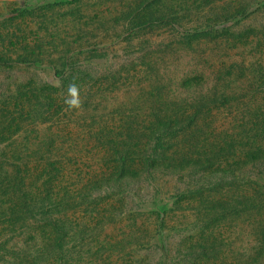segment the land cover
<instances>
[{"label": "trees", "instance_id": "obj_1", "mask_svg": "<svg viewBox=\"0 0 264 264\" xmlns=\"http://www.w3.org/2000/svg\"><path fill=\"white\" fill-rule=\"evenodd\" d=\"M166 1L122 0L114 22L122 24L131 36L163 27L172 30L179 45L192 47L205 41L233 49L258 43V54L264 51V28L234 31L260 11H249L252 4L245 0L240 6L235 0L223 4V0H173L172 6ZM258 3L264 9V2ZM53 6L36 9L44 12ZM36 9L28 6L15 13L32 16ZM48 38H19L0 30V69L32 70L46 64L54 78L52 82L18 83L0 95V264H88L81 255L85 246L88 250L85 253L83 249V255L91 254L85 241L97 228L126 216L143 234L131 244L144 250L158 246L169 212L158 215L164 217L160 224L142 220L150 195L145 185L157 190L154 184L159 175L181 170H190L188 177H197L198 185L196 190L182 192L180 198L200 195L195 210L204 212L209 223L227 219L229 213L256 217L257 244L245 251L237 264H264V62L257 57L248 62L243 55L242 61L232 62L218 74L224 85L214 93H203L201 87L191 103L175 105L177 110L151 108L152 113L143 118L133 111V116H120L115 124L101 114L84 118L90 120L85 131L64 139L43 133L41 127L64 123L67 118L70 123V117L82 119L78 112L83 107L88 110L97 94L101 105L108 104L105 93L117 76L109 73L97 79L78 59L86 53L90 54L87 62L105 59L108 54L101 51V43L94 48L90 41L79 44V53H74L78 49L74 43L64 40V49H60L55 37ZM8 42L20 45V51L14 55L6 51ZM235 76L247 82L242 97L232 91ZM70 83L81 89L83 106L79 110L70 111L64 103ZM201 83V78L188 79L184 88H198ZM240 98L243 101L239 102ZM224 112L232 117L229 130L212 134L217 115ZM78 140L85 145L81 151L77 150ZM80 153L84 154L81 158ZM80 160L86 173L79 180L73 167ZM213 179L220 181L214 185L238 194L208 201L210 195L205 192ZM84 215L89 218L82 221ZM211 238L204 231L197 244L185 248L183 261L198 253L204 257L213 254ZM161 248L166 250L164 245ZM116 254L102 255L98 263L118 264Z\"/></svg>", "mask_w": 264, "mask_h": 264}, {"label": "rangeland", "instance_id": "obj_2", "mask_svg": "<svg viewBox=\"0 0 264 264\" xmlns=\"http://www.w3.org/2000/svg\"><path fill=\"white\" fill-rule=\"evenodd\" d=\"M231 1L233 0H223L220 3ZM235 1V4L240 6L243 0ZM259 1L264 2V0H245L249 6L252 4L249 11L254 9H260V11L238 27H234V31L264 28V14L261 13L264 9H261ZM121 3L122 0H0V30L4 34L14 33L19 38L30 39H35L37 36L44 39L55 37L60 49H64L61 46L64 40L74 43V47H78L77 52L73 51L74 53H79V44L90 41L91 48H94L101 43L100 46L104 47L101 51L108 54L105 59L87 62L90 58L88 53L78 59H81L79 60L82 61L81 65H84V68L88 67L95 77H98L97 79L109 73H115L117 76L115 80L113 79L107 94L105 93L108 104L101 105L100 96L97 94L93 99L94 103L89 102L88 110H83V107L78 112L82 115V119L70 117V123L67 118L64 123H56L50 125L51 127L48 125L47 128L43 126L41 127L43 133L62 135L64 139H68L66 135L75 137L83 133L87 124L90 123V120L85 122L84 118H91L94 115H105L104 120L115 124L120 120V116H133L134 114L131 115L133 111L135 115L143 118L152 113L151 108L155 111L162 110V112L177 110L175 105L191 103L196 98L195 95L200 94L197 91L199 92L201 87L206 94L210 90L214 93L216 88L221 89L224 83H219L218 74L225 72L232 62L242 61L243 55L248 62L255 60V57L264 62V51L258 54V43L230 49L226 45L215 46L202 41L188 47L176 43L172 30L163 27L131 36V33L121 26L122 24L114 22V18L121 10ZM166 3L172 6L173 0H167ZM48 4L56 6L45 9L44 12L36 9ZM28 6L36 9L34 15L20 17L15 13ZM207 11H209L208 8ZM80 37L85 38L76 43ZM16 42L15 40L14 43ZM6 46L8 47L6 51L10 50L11 54L21 49L20 45L12 46L9 42ZM225 77L229 78L228 75ZM194 78L202 79L201 86L184 88L185 82ZM226 80L225 82L228 83L229 79ZM33 81L52 82L54 81L53 73L46 64L32 70L17 67L0 69V95L8 89L15 88L18 83L25 84ZM56 83H59L58 80ZM246 86L247 82L244 78L235 76L231 87L233 92L242 97L245 95L243 89ZM228 93L231 94V91ZM241 101L243 99L240 98L239 102ZM232 113L235 115L236 111ZM216 118L212 134L229 130L232 122L229 112H224L222 116L217 115ZM5 146L6 144L1 147ZM78 146L77 150L81 151L83 148L80 147H85L84 142L78 140ZM79 155L81 158L84 154ZM79 162L73 168L80 176V180L85 178L86 166L82 160ZM189 171L181 170L172 174L159 175L154 184L157 190L154 191H152L153 186L145 185L146 193L150 195L148 196L149 206L142 220L147 219L150 223L160 224L164 217L159 218L158 215L164 216V212H169L165 216L166 227L157 238L158 246L144 250L137 243L131 244L138 237H143V234L133 228L134 224L126 216L114 222H107L103 228H97L93 236L85 241L91 250V254L87 255L89 259L83 255L87 253L88 247L83 248L85 253L83 249L81 250L84 261L88 264H99L98 260L102 255L108 257L115 252L117 253L115 260L118 264H196L197 260L202 261L201 264H237L242 259L241 255L257 244L256 217H251L249 214L238 216L229 213L227 219H217L209 223L204 212L198 213L195 210V207L199 206L200 195L192 196L191 198L195 197L194 201L187 197L180 198L182 192L189 189L196 190L198 185L197 177L192 179L188 177ZM262 182L264 183V180ZM216 183L220 181L213 179L212 185L208 186L209 190L205 192L210 195L207 196L210 197L208 201L238 194V192L234 193L235 190L229 194L228 191L221 189V185H214ZM85 209L86 207L81 208L79 214L81 217ZM84 217L82 221L89 218L87 215ZM108 218L112 220V215H108ZM204 231L206 235L212 236L211 243H214L215 252L207 257L198 253L184 262L185 248L197 244ZM162 245L166 247V250L161 248ZM105 251L106 253L103 254Z\"/></svg>", "mask_w": 264, "mask_h": 264}, {"label": "clouds", "instance_id": "obj_3", "mask_svg": "<svg viewBox=\"0 0 264 264\" xmlns=\"http://www.w3.org/2000/svg\"><path fill=\"white\" fill-rule=\"evenodd\" d=\"M68 110H79L83 106L81 89L76 83H70L67 87V97L64 100Z\"/></svg>", "mask_w": 264, "mask_h": 264}]
</instances>
